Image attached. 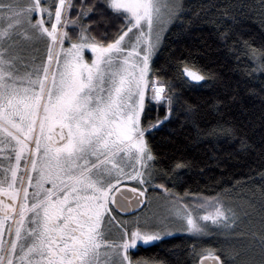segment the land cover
<instances>
[{
    "label": "snow or ice",
    "instance_id": "1",
    "mask_svg": "<svg viewBox=\"0 0 264 264\" xmlns=\"http://www.w3.org/2000/svg\"><path fill=\"white\" fill-rule=\"evenodd\" d=\"M247 7L205 0L195 16L264 75V46L235 31ZM256 7L264 17V0ZM186 15L184 0H0V264H146L135 258L138 244L172 229L192 240L189 264H264V232L245 239L239 230L257 201L229 204L231 189L173 191L191 162L165 158L154 143L165 129L190 127L196 139L223 135L247 153L256 146L246 129L259 124L264 159V87L251 93L259 116L241 124L228 118L238 90L183 99V89L217 79L192 52L174 57L171 78L155 67L165 32ZM208 115L214 126L201 128ZM249 182L260 183L264 228V163ZM148 187L166 194L162 213L117 220L133 201L146 205Z\"/></svg>",
    "mask_w": 264,
    "mask_h": 264
},
{
    "label": "trees",
    "instance_id": "2",
    "mask_svg": "<svg viewBox=\"0 0 264 264\" xmlns=\"http://www.w3.org/2000/svg\"><path fill=\"white\" fill-rule=\"evenodd\" d=\"M204 2L205 0H184L185 12L188 13L182 18L184 25H173L166 32L155 67L168 73L165 78H171L176 71L172 66L175 64L174 57L192 52V59L197 67L212 72L217 79L215 83L209 82V85L203 87L183 89V99L199 104L211 97L230 96L234 90H238L236 101L229 106L228 118L243 124L249 118L258 117L260 114V97L251 93L259 92L260 88L264 87V75L256 69L255 63H250L243 54H233L236 51L232 48L233 41L225 44L216 38L213 25L203 18V13L201 18H196L195 13ZM217 2L224 3L225 0ZM230 3L248 5L238 21L240 27L235 31L237 36L248 41L251 47L260 49L264 46V17L256 7L258 0H230ZM253 70L254 75L250 74ZM214 121L215 117L208 115L200 127H213ZM246 131L251 138L250 143L256 146V151L245 153L240 150V145L235 139H225L223 135H204L196 139V132L190 127L174 135H170L169 130L165 129L156 135L154 143L165 158L182 154L191 162V167L184 170L175 182L177 186L173 191L183 193L188 190L193 194L215 196L231 189L230 194L224 197L225 200L229 204L244 206L249 199H255L256 210L249 209L252 212L251 220L245 219L239 225V230L248 234L245 239H251L250 230L255 231L259 237L264 228L259 222V201L262 198L260 183L249 182V177L264 163V159L258 154L261 131L259 124L254 130L249 128ZM241 216L243 218V213ZM191 243L188 234H176L148 246H138L134 255L146 264H159L160 261H166L167 264H189L185 249ZM239 250L237 248V251Z\"/></svg>",
    "mask_w": 264,
    "mask_h": 264
},
{
    "label": "rangeland",
    "instance_id": "3",
    "mask_svg": "<svg viewBox=\"0 0 264 264\" xmlns=\"http://www.w3.org/2000/svg\"><path fill=\"white\" fill-rule=\"evenodd\" d=\"M166 32H165V34H166ZM154 183H158V181L154 182ZM129 186L135 187L136 185L134 182H132V183H130ZM165 195L166 194H164L162 192V190H153L152 187H148L146 206L141 211L137 212L136 214L130 215V216L124 217V216H118L117 215V220H134L136 218H140L141 220H143L145 217H149V218L152 217L154 213H162V211H163L162 205L165 202ZM172 233L173 234L171 236H174L176 234H181L184 232L172 229ZM184 234H186V233H184ZM171 236H168V237H171ZM156 242H158V241H156ZM156 242H153V243H156ZM149 245H151V244H149ZM138 246H148V245H144L141 242L138 244Z\"/></svg>",
    "mask_w": 264,
    "mask_h": 264
},
{
    "label": "water",
    "instance_id": "4",
    "mask_svg": "<svg viewBox=\"0 0 264 264\" xmlns=\"http://www.w3.org/2000/svg\"><path fill=\"white\" fill-rule=\"evenodd\" d=\"M129 187H132V186H129ZM128 195L132 196V193L128 192ZM133 205L134 206L129 208L126 212H121L119 214L124 215V216H130V215L136 214L137 212L141 211L145 207V205L136 206L134 201H133Z\"/></svg>",
    "mask_w": 264,
    "mask_h": 264
},
{
    "label": "flooded vegetation",
    "instance_id": "5",
    "mask_svg": "<svg viewBox=\"0 0 264 264\" xmlns=\"http://www.w3.org/2000/svg\"><path fill=\"white\" fill-rule=\"evenodd\" d=\"M118 216H124V215H120V214H117Z\"/></svg>",
    "mask_w": 264,
    "mask_h": 264
}]
</instances>
